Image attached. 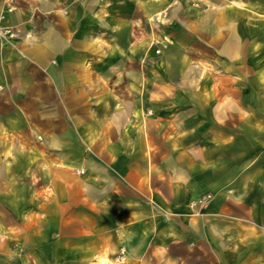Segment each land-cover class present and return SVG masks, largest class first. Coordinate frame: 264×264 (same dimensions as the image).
Here are the masks:
<instances>
[{"label":"crops","instance_id":"crops-1","mask_svg":"<svg viewBox=\"0 0 264 264\" xmlns=\"http://www.w3.org/2000/svg\"><path fill=\"white\" fill-rule=\"evenodd\" d=\"M0 264H264V0H0Z\"/></svg>","mask_w":264,"mask_h":264},{"label":"built area","instance_id":"built-area-1","mask_svg":"<svg viewBox=\"0 0 264 264\" xmlns=\"http://www.w3.org/2000/svg\"><path fill=\"white\" fill-rule=\"evenodd\" d=\"M3 34L7 35L8 37H13L15 35V32L14 31H11L10 29H4L3 30ZM154 43H158V41L157 40H154ZM154 52L156 54H159L160 53V48L159 47H155ZM76 171L78 173H82L83 172V170L80 169V168L76 169ZM208 197H209V195H208ZM121 253H123V251H121Z\"/></svg>","mask_w":264,"mask_h":264},{"label":"rangeland","instance_id":"rangeland-1","mask_svg":"<svg viewBox=\"0 0 264 264\" xmlns=\"http://www.w3.org/2000/svg\"><path fill=\"white\" fill-rule=\"evenodd\" d=\"M167 18V15L165 12H162L154 17L155 24L157 28H160V25L164 23V20ZM164 19V20H163Z\"/></svg>","mask_w":264,"mask_h":264}]
</instances>
